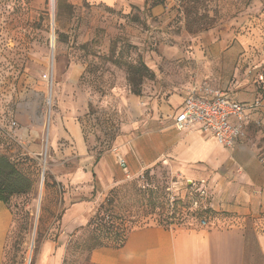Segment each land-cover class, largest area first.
<instances>
[{"label":"rangeland","instance_id":"rangeland-1","mask_svg":"<svg viewBox=\"0 0 264 264\" xmlns=\"http://www.w3.org/2000/svg\"><path fill=\"white\" fill-rule=\"evenodd\" d=\"M54 3L53 12L50 0H0V155L33 185L8 199L12 224L3 264H51L58 252L55 264H89L98 241L113 237L89 225L94 215L109 216L119 229L155 225L166 215L158 203L173 197L180 202L173 209L177 226H197L207 195L187 196L186 185L177 188L162 167L125 179L111 149L117 137L146 132L157 100L211 79L203 75L218 60L217 50L238 44L245 62L240 78L255 88L264 74V0ZM74 64L83 66L78 81L68 78ZM139 64L147 70L143 77ZM65 116L82 125L91 157L85 166L64 153L63 140L50 139ZM105 158L109 163L102 167ZM85 169L106 177L111 187L102 190L97 179V189L95 181L89 189L74 183ZM144 188L156 193L154 208L148 193L138 192ZM220 218L222 213L211 223ZM243 224L241 264H264L258 242L264 220Z\"/></svg>","mask_w":264,"mask_h":264},{"label":"crops","instance_id":"crops-1","mask_svg":"<svg viewBox=\"0 0 264 264\" xmlns=\"http://www.w3.org/2000/svg\"><path fill=\"white\" fill-rule=\"evenodd\" d=\"M217 51L218 60L203 75L211 79L196 80L223 90L239 103H261L260 110L251 113L252 121L246 126L244 140L225 149L198 126L177 131L174 119L188 94L186 88L183 94L170 93L156 101L152 125L145 133L138 137H117L115 143L126 161L130 177L139 176L143 170L153 172L154 168L162 167L175 179L177 188L197 183L209 197L208 207L216 214L222 213L221 220L207 222L208 228H202L199 222L197 226L149 224L133 228L122 245H107L91 251L89 264H241L245 241L243 223L249 219L264 220V163H260L264 157V94L259 98L257 88L246 78H240L245 62L238 44ZM82 72L83 66L74 64L68 78L78 81ZM50 135L52 142L63 140L64 153L78 159L81 166L89 163L91 157L82 125L74 118L65 116L59 120ZM112 157L116 165L113 154ZM100 163L106 167L109 158L101 159ZM96 179L102 190L111 187L106 177L98 173L96 178L92 170H81L73 176L74 183H84L86 189L90 188L88 182L94 181L97 189ZM180 192L183 194L181 189ZM82 207L78 206L77 210ZM11 224L9 207L0 201V264H3ZM258 242L264 255V236L259 237ZM47 252L48 247L44 249L45 260L50 258ZM58 254L50 259L51 264L57 262Z\"/></svg>","mask_w":264,"mask_h":264},{"label":"built area","instance_id":"built-area-1","mask_svg":"<svg viewBox=\"0 0 264 264\" xmlns=\"http://www.w3.org/2000/svg\"><path fill=\"white\" fill-rule=\"evenodd\" d=\"M43 79L48 81L45 75ZM259 82H264V74L257 77L256 83ZM260 108L259 101L252 104L239 103L223 90L213 88L205 81L195 82L188 88V94L179 114L174 119L173 126L180 132L198 126L200 131L213 136L221 147L231 149L236 143L246 138V126L252 121L251 113L258 112ZM111 152L117 167L123 171L125 179H129L130 175L124 157L117 148H112ZM260 163H264V157L260 159ZM186 187L187 196H193L192 193H197L200 198L206 196L204 188L202 189L196 183H190ZM175 199L173 197L170 202L172 203ZM192 204L196 207L198 202L194 200ZM199 226L209 227L205 220L200 221Z\"/></svg>","mask_w":264,"mask_h":264},{"label":"trees","instance_id":"trees-1","mask_svg":"<svg viewBox=\"0 0 264 264\" xmlns=\"http://www.w3.org/2000/svg\"><path fill=\"white\" fill-rule=\"evenodd\" d=\"M132 70L133 69L130 68V71L128 72H131ZM136 70L141 77L144 76V71H147L143 64H139V67ZM256 88L258 97L260 98L264 94V82H261ZM150 171L152 170H145V176H148ZM32 186L33 185L30 179L26 175H24L20 170L17 169L15 163L10 159V157H8L7 155H0V201L3 204L8 206V199L10 197L14 195L26 194L32 189ZM138 192L141 195L147 192L148 197H150L149 203L151 207H155L156 204L154 200L151 199H153V194L156 193L151 188L149 190H146V188H144V190L140 189ZM177 204H180L177 199H175L172 203L169 199L162 203H158L159 212H161V214H164L166 212V215H162V218L158 219L155 225H160L163 227H171L177 225L178 223L174 222L175 211H173ZM170 213L171 216H168ZM216 215L217 214L210 207H208L207 203V205L203 207L202 211L200 212V214H198L197 217H199L201 221L205 220L206 222H211ZM95 223H99L98 226L95 225ZM115 223L116 221L111 222L109 216H102L99 213L94 215L89 225H91L92 227H96L97 229L99 228L101 231L106 232L105 234L109 237V234H113V237H111V240H108L110 241L109 243L103 240L98 241L96 245L97 247L93 248L91 251L98 249L102 246H120L123 244V241L125 240V237L130 230H127L126 228L119 229L117 228V226H115Z\"/></svg>","mask_w":264,"mask_h":264},{"label":"bare ground","instance_id":"bare-ground-1","mask_svg":"<svg viewBox=\"0 0 264 264\" xmlns=\"http://www.w3.org/2000/svg\"><path fill=\"white\" fill-rule=\"evenodd\" d=\"M50 3H51L52 10H53V12H54V6H55L54 0H50ZM31 243H32V242H31Z\"/></svg>","mask_w":264,"mask_h":264}]
</instances>
